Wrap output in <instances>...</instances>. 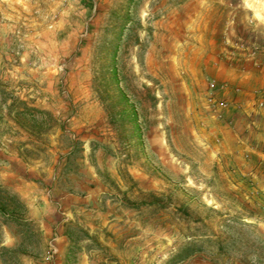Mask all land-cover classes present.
Wrapping results in <instances>:
<instances>
[{"label":"rangeland","instance_id":"obj_1","mask_svg":"<svg viewBox=\"0 0 264 264\" xmlns=\"http://www.w3.org/2000/svg\"><path fill=\"white\" fill-rule=\"evenodd\" d=\"M250 122L264 0H0V264H264Z\"/></svg>","mask_w":264,"mask_h":264},{"label":"trees","instance_id":"obj_2","mask_svg":"<svg viewBox=\"0 0 264 264\" xmlns=\"http://www.w3.org/2000/svg\"><path fill=\"white\" fill-rule=\"evenodd\" d=\"M111 77L115 78L116 76ZM22 208H25V206L21 197L0 184V218L2 221L4 223L13 222L17 225H28V221L18 217ZM191 255L192 251L187 254V256Z\"/></svg>","mask_w":264,"mask_h":264},{"label":"crops","instance_id":"obj_3","mask_svg":"<svg viewBox=\"0 0 264 264\" xmlns=\"http://www.w3.org/2000/svg\"><path fill=\"white\" fill-rule=\"evenodd\" d=\"M230 81V84L237 85L239 84V81H244L249 78V75H227L225 76ZM251 88V87H250ZM251 91V90H250ZM254 126L252 125V122H250V160L257 159L259 157L264 158V137H258L256 138L254 135L258 134L256 131H254ZM262 140V141H260ZM22 196H28V193L25 191H18ZM49 205H51L49 203ZM47 205V206H49ZM57 244L61 243L63 240V236L57 235L56 236Z\"/></svg>","mask_w":264,"mask_h":264},{"label":"built area","instance_id":"obj_4","mask_svg":"<svg viewBox=\"0 0 264 264\" xmlns=\"http://www.w3.org/2000/svg\"><path fill=\"white\" fill-rule=\"evenodd\" d=\"M58 254V248L54 243H51L49 246V263L48 264H53L54 263V256Z\"/></svg>","mask_w":264,"mask_h":264}]
</instances>
